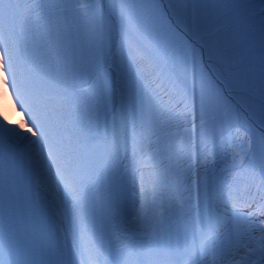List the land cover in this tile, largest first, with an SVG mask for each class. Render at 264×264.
<instances>
[{
    "label": "snow or ice",
    "instance_id": "obj_1",
    "mask_svg": "<svg viewBox=\"0 0 264 264\" xmlns=\"http://www.w3.org/2000/svg\"><path fill=\"white\" fill-rule=\"evenodd\" d=\"M0 264H264V0H0Z\"/></svg>",
    "mask_w": 264,
    "mask_h": 264
}]
</instances>
